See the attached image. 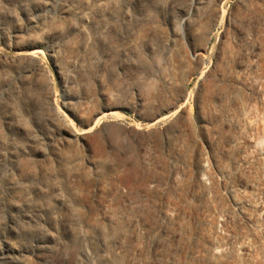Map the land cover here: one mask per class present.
<instances>
[{
    "label": "rangeland",
    "instance_id": "obj_1",
    "mask_svg": "<svg viewBox=\"0 0 264 264\" xmlns=\"http://www.w3.org/2000/svg\"><path fill=\"white\" fill-rule=\"evenodd\" d=\"M0 264H264V0H0Z\"/></svg>",
    "mask_w": 264,
    "mask_h": 264
},
{
    "label": "water",
    "instance_id": "obj_2",
    "mask_svg": "<svg viewBox=\"0 0 264 264\" xmlns=\"http://www.w3.org/2000/svg\"><path fill=\"white\" fill-rule=\"evenodd\" d=\"M118 112L117 110H108V111H104L102 112V115L105 116V115H111V114H114Z\"/></svg>",
    "mask_w": 264,
    "mask_h": 264
}]
</instances>
